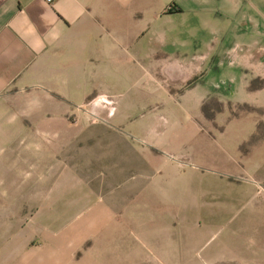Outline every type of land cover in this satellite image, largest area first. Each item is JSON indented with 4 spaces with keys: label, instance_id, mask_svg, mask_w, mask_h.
<instances>
[{
    "label": "crops",
    "instance_id": "crops-1",
    "mask_svg": "<svg viewBox=\"0 0 264 264\" xmlns=\"http://www.w3.org/2000/svg\"><path fill=\"white\" fill-rule=\"evenodd\" d=\"M152 5L149 1L145 9L153 12L154 19L157 8L154 3L151 10ZM139 9L138 0H55L51 5L42 0H0L3 242L9 235L12 238L13 207L44 206L42 195L29 192L43 191L46 175L71 174L77 168L74 164L62 171L50 165L46 170L48 163L66 150L76 159L75 144L115 140L107 135L110 132L128 138L120 130L136 129L127 127L124 118L110 116L112 109L106 105L111 101L105 96L109 78L117 85L124 78V55L143 32L157 27L126 26V12ZM161 12L166 17L195 14L201 29L214 33L224 29L217 26H264V0H173L164 3ZM259 30L256 27L255 35L261 34ZM221 42L214 40L218 46ZM171 43L183 44L174 39ZM159 69L170 87L177 88L175 93L167 92L166 100L178 105L190 101L185 97L189 89L177 93L179 87L206 73L196 63L176 59L163 61ZM131 73L149 83L143 88L145 95L116 104L125 110L156 103L150 84L159 72L129 71L127 75ZM254 75L264 79V72ZM205 95L190 103L200 104ZM99 125L105 131L96 128ZM142 126L152 131L150 121ZM250 132L251 128L244 133ZM68 190L70 198L60 200L63 205H59L70 212L54 214L52 230L46 237L40 234L41 244L16 250L5 244L0 248L4 252L0 264H264V200L258 201L252 185L240 188L228 206L216 207L213 217H208L221 221L225 214L222 218L229 223V232L211 247L204 234L171 232L179 220L167 200L145 195L93 200L87 186L84 193L76 185L71 190L69 185Z\"/></svg>",
    "mask_w": 264,
    "mask_h": 264
},
{
    "label": "rangeland",
    "instance_id": "rangeland-1",
    "mask_svg": "<svg viewBox=\"0 0 264 264\" xmlns=\"http://www.w3.org/2000/svg\"><path fill=\"white\" fill-rule=\"evenodd\" d=\"M149 1H153L151 10L154 3L157 8L154 19L153 12L145 9ZM172 1L138 0L140 9L126 12V26H157L143 32L124 55L126 73L121 84L108 80L105 98L111 101L106 105L112 109L110 116L122 117L127 127L136 129L120 130L129 134L128 138L110 132L107 135L115 140L75 144L76 159L66 150L48 163L46 170L59 166L64 171L74 164L77 168L71 174L46 175V188L29 192L30 196L42 195L44 206L12 208V238L9 235L4 242V237L0 238V248L5 244L14 250L39 246L41 232L46 237L53 228L54 214L70 212L59 205H63L60 200L70 198L69 185L70 190L76 185L81 193L86 186L91 188L89 198L93 200L145 195L172 202L168 207L179 222L171 232L204 234L210 247L229 232L225 214L221 221L208 218L216 207L228 206L246 184L254 187L258 201L264 200V79L254 75L264 72V26H217L224 29L214 33L210 28L201 29L195 14L161 16V6ZM256 27L261 34L255 35ZM215 38L222 41L220 46L214 44ZM173 39L183 44H172ZM174 59L196 63L206 71V78L196 75L179 87L177 93L189 89L185 96L188 104L166 100L167 92L175 93L177 88L170 87L159 67ZM129 71L159 72L156 82L150 84L156 103L121 109L120 103L126 99L144 96L143 88L149 84L138 79L139 74L127 75ZM203 93L200 104L193 106L191 99ZM146 121L153 124L152 131L143 128ZM96 128L105 131L100 125ZM3 255L1 252V260Z\"/></svg>",
    "mask_w": 264,
    "mask_h": 264
},
{
    "label": "built area",
    "instance_id": "built-area-1",
    "mask_svg": "<svg viewBox=\"0 0 264 264\" xmlns=\"http://www.w3.org/2000/svg\"><path fill=\"white\" fill-rule=\"evenodd\" d=\"M55 0H42L45 5H51Z\"/></svg>",
    "mask_w": 264,
    "mask_h": 264
}]
</instances>
